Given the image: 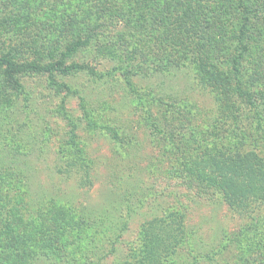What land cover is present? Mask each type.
<instances>
[{
	"label": "rangeland",
	"instance_id": "374dc122",
	"mask_svg": "<svg viewBox=\"0 0 264 264\" xmlns=\"http://www.w3.org/2000/svg\"><path fill=\"white\" fill-rule=\"evenodd\" d=\"M12 1L15 11L0 0V26L28 36L35 28L21 20L29 1L42 12L58 2L62 21L52 37L38 49L28 37L8 57L62 69L20 74L18 88L0 69V155L24 177L43 219L37 241L17 244L26 252L10 261L264 264V205L250 215L233 211L184 163L208 149L205 130L233 102L239 117L226 118L220 134H244L243 148L264 155V0ZM171 211L184 213L187 236L165 261L150 262L143 225Z\"/></svg>",
	"mask_w": 264,
	"mask_h": 264
},
{
	"label": "trees",
	"instance_id": "16d2710c",
	"mask_svg": "<svg viewBox=\"0 0 264 264\" xmlns=\"http://www.w3.org/2000/svg\"><path fill=\"white\" fill-rule=\"evenodd\" d=\"M176 1L180 3L182 0L180 2L179 0ZM242 3L240 5L244 6ZM6 4L15 11V2L8 0ZM178 5L181 6L180 11L183 12V15L190 14L187 6ZM41 6V3L29 1V7L24 8L26 14L22 18L21 24L28 32L31 28H35V33L31 34L32 36L24 33L25 29L23 28L15 30L14 25L9 28H1L0 26V52L6 53L0 54V69L10 79L9 82L17 88L20 86L18 78L20 74L29 71L47 72L62 69L60 64L42 65L35 61L22 62L8 57L12 52H19V47L23 49L29 38L32 40L29 42V48L38 49L39 44L44 45L46 39L51 38V34H54L55 29L61 24V15L58 11L53 10L58 7L57 1L51 2L50 8H46L43 12ZM18 7L23 8L21 4H18ZM179 30L182 36L187 35V28L183 29L180 26ZM239 33L242 37L247 36L248 27L246 24L241 26ZM188 37L187 35L186 38ZM4 46H6L4 49H8L7 51L2 48ZM243 48L246 49V44H243ZM241 84L238 83L237 86L238 94L253 109L252 112L260 116L261 111L249 87L243 88ZM228 111L227 114L214 118L215 124L212 130H205L207 135L202 139V142L205 144L210 143L208 149L206 148L198 157L191 159L192 161L184 163L187 164V167H191L201 180L215 184L218 190L224 194L233 211L250 215L252 214L251 211L257 206L264 205V155L256 150L243 148L246 139L243 133H241L243 136L238 140H229L225 138V135L220 134V127L226 123V118L230 119L229 122L231 117L234 121H237L239 117V114H236L238 107L235 102L230 105ZM164 117L169 119L167 114ZM72 123L70 121L71 125ZM71 133L72 136L75 135L72 129ZM233 136L234 134H231V137ZM202 142L196 140L194 148L200 146ZM6 156L4 154L0 155V181L1 184H4V188L0 189V264H17L18 262L15 259L10 261L11 254L14 253L18 256L25 254L26 250L24 248L23 253L17 248V244L20 242L28 245L34 240L37 241L38 232L43 231L39 225L42 224L43 219L39 215L40 211L34 209L27 197L26 180H23V176L18 177L15 175L17 172L11 168L10 164H6ZM75 156L76 154H74ZM74 167H76L75 162L65 170L66 173H71ZM87 176H89V173H87ZM54 204L57 205L55 206L57 209L58 206H62L58 203ZM65 217L67 215H64L63 219ZM256 225L262 227L263 223H257ZM143 235L146 244H148L146 252L150 262L151 259L165 261L171 253L168 247L170 245L177 246L187 236L184 213L171 211L167 216L148 221L143 225ZM53 238H49V241H53ZM4 253H7L6 258L3 255ZM19 263L25 264L20 260Z\"/></svg>",
	"mask_w": 264,
	"mask_h": 264
}]
</instances>
